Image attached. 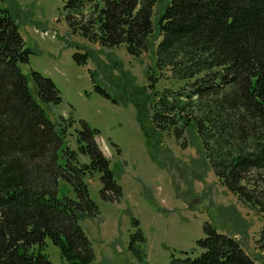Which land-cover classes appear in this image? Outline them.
I'll return each mask as SVG.
<instances>
[{
  "label": "trees",
  "instance_id": "1",
  "mask_svg": "<svg viewBox=\"0 0 264 264\" xmlns=\"http://www.w3.org/2000/svg\"><path fill=\"white\" fill-rule=\"evenodd\" d=\"M156 1L63 0L62 7L70 29L101 46L123 44L138 56L157 39L154 67L168 71L173 82L151 86L145 121L137 113L146 147L164 134L182 147L194 143L201 164L262 215L257 239L264 249V0H165L155 11ZM28 52L16 22L0 9V264H52L44 252L46 238L68 263L90 264L93 251L78 221L97 209L79 170L100 171L105 199L120 196L121 187L94 144L95 129L82 130L80 148L87 162L59 146L55 125L31 95L20 68ZM89 53L74 51L73 57L85 63ZM32 76L40 100H59L49 77L35 71ZM147 77L154 85V76L148 72ZM150 152L166 168L167 160ZM196 163L190 157L185 164L190 174ZM59 175L74 176L76 198L56 196ZM201 227L197 250L170 255L167 264H264L232 233L211 221ZM136 235L141 242L139 228Z\"/></svg>",
  "mask_w": 264,
  "mask_h": 264
},
{
  "label": "rangeland",
  "instance_id": "2",
  "mask_svg": "<svg viewBox=\"0 0 264 264\" xmlns=\"http://www.w3.org/2000/svg\"><path fill=\"white\" fill-rule=\"evenodd\" d=\"M164 1H156L155 11ZM62 3L63 0H0V9L10 13L29 49L20 68L26 74L31 95L55 125L59 146L69 148L71 156L87 162L80 148L84 141L82 130L86 126L95 129L94 144L108 159L121 187L116 199H105L100 194V171L79 170L83 171L80 177L97 209L96 214L78 221L93 251L90 264H167L170 255L182 257L197 250L195 239L203 235V221L232 233L257 262L264 263V249L258 246L257 239L262 215L240 202L208 166L201 164L194 143L182 147L172 135L164 134L149 150L146 147L137 113L145 121L151 86L162 88L173 82L168 71L154 67L157 39L138 56L128 54L123 44L101 46L70 29ZM84 10L86 15L87 4ZM151 19L156 24L155 12ZM74 51H89V58L85 63L77 62ZM32 71L53 81L58 101L40 100ZM148 72L155 78L154 85H150ZM150 150L156 152L158 160H167L166 168L159 165ZM190 157L197 160L192 174L185 165ZM74 179L73 175H59L56 196L76 198ZM137 228L143 236L141 242ZM44 252L52 264H70L49 238L45 239Z\"/></svg>",
  "mask_w": 264,
  "mask_h": 264
}]
</instances>
